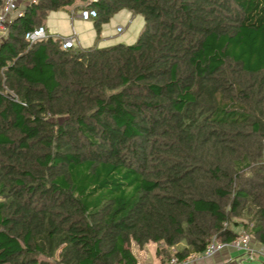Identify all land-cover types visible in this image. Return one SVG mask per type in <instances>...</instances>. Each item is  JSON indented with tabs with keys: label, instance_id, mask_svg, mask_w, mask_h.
Returning <instances> with one entry per match:
<instances>
[{
	"label": "trees",
	"instance_id": "1",
	"mask_svg": "<svg viewBox=\"0 0 264 264\" xmlns=\"http://www.w3.org/2000/svg\"><path fill=\"white\" fill-rule=\"evenodd\" d=\"M76 1L96 36L140 15L135 41L23 38ZM18 7L0 40V264H137L131 242L164 264L238 227L264 246V0Z\"/></svg>",
	"mask_w": 264,
	"mask_h": 264
},
{
	"label": "crops",
	"instance_id": "2",
	"mask_svg": "<svg viewBox=\"0 0 264 264\" xmlns=\"http://www.w3.org/2000/svg\"><path fill=\"white\" fill-rule=\"evenodd\" d=\"M83 4L80 1H76L69 10H61L68 15L66 16L65 13H61L60 15L67 20H69L70 28L74 31L77 39V45L76 48H86L90 46H97V47H102V46H108L109 44H114V43H127L130 42L133 39V36H135V32L137 29V20L135 18L136 14H132L130 11L126 9H120L115 15H118L116 17H122V21L126 24V32H124L122 35L117 36L111 34V36H108V31L106 29V26L109 24H112L113 21L112 15L111 18L108 19L107 22L101 23L99 27V32L98 35L96 36L95 29H94V23L93 19L89 20H81L77 14L78 10L82 8ZM57 11V10H55ZM52 11L48 12L46 15L49 16V14ZM46 17L43 21V26L45 28V33H47V29L50 30L49 34H53L56 36V34H59L58 28L54 26L52 23L47 24ZM131 26V27H130ZM129 28V30H128ZM123 30L121 28L120 32ZM116 31V28H115ZM48 34V33H47ZM4 37V34H0V40ZM148 244L153 245L154 250H155V243L153 242H148L144 244L142 247L139 248L138 252H141L143 254H137V259L136 262L137 264H163L160 261L159 256L155 255L153 252V257L152 259L150 257L146 256L145 248ZM258 243L256 242L253 244V246H257ZM145 254V255H144ZM144 255V256H143ZM242 261V256L239 251L232 250L231 248H224L218 252H215L212 254L210 257L203 258V259H196L194 260L191 264H241Z\"/></svg>",
	"mask_w": 264,
	"mask_h": 264
},
{
	"label": "built area",
	"instance_id": "3",
	"mask_svg": "<svg viewBox=\"0 0 264 264\" xmlns=\"http://www.w3.org/2000/svg\"><path fill=\"white\" fill-rule=\"evenodd\" d=\"M23 0H0V34H4L7 24L11 19L21 13V9L18 4ZM29 1V0H28ZM32 1V0H30ZM96 12L93 8L82 7L78 10L77 16L81 20H89L94 18ZM120 27H116V31H120ZM45 28L43 25H37L23 33V38L28 42L41 39L45 36ZM60 42L61 48H76L77 39L74 31L65 36H57ZM249 234L239 228L236 232V236L229 242H222L212 236L204 246L203 250L199 253H190L187 256L178 259L174 253V249L171 247V255L164 264H191L194 260L210 257L215 252H218L224 248H231L232 250L239 251L241 256L249 261L256 262L259 258L264 259V246L258 243L257 246H253Z\"/></svg>",
	"mask_w": 264,
	"mask_h": 264
},
{
	"label": "rangeland",
	"instance_id": "4",
	"mask_svg": "<svg viewBox=\"0 0 264 264\" xmlns=\"http://www.w3.org/2000/svg\"><path fill=\"white\" fill-rule=\"evenodd\" d=\"M61 13H65L66 16L68 15V13L64 12V11H61V10H57V11H52L49 16L46 17V20H47V24L48 23H52L54 26H56L58 28V33L59 34H56V36H65V35H68L70 32H71V28H70V24H69V20L67 18V20L65 18H63L60 14ZM118 15H113L112 16V19L113 21H110L112 22V24H109L106 26V29L108 31V36H111V34L113 35H117V36H120L122 35L124 32H126L127 28H126V24L127 23H124L122 21V17H116ZM111 18V17H110ZM135 18L137 20V29H136V32L134 33L135 36H133V39L130 41V42H127L126 44H130V43H133L142 27V17L140 15H135ZM116 27H120V28H123V30L120 32V31H115V28ZM131 27V26H130ZM51 30V28H50ZM50 30L47 29V33L49 34L50 33ZM129 30V28H128ZM50 35H53V34H50ZM110 45V44H109ZM233 220L235 222H245V220L243 218H236L234 217ZM241 224V223H240ZM240 227L236 228L235 230L239 229ZM253 244H255L256 242L251 240ZM156 246V245H155ZM130 251L132 252V254L134 255V257L137 259V254H143L141 252H138L139 248L133 243L131 242L130 243ZM145 252H146V256L147 257H150L152 259L153 257V252H154V247L153 245L151 244H148L145 248ZM145 255V254H144ZM143 255V256H144ZM241 264H252V262H249L247 260H245L243 257H242V261H241Z\"/></svg>",
	"mask_w": 264,
	"mask_h": 264
}]
</instances>
